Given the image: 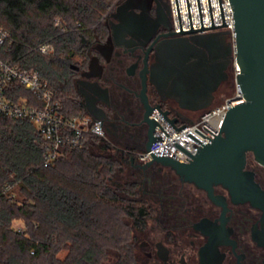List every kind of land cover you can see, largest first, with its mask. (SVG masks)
<instances>
[{"label":"flooded vegetation","instance_id":"flooded-vegetation-1","mask_svg":"<svg viewBox=\"0 0 264 264\" xmlns=\"http://www.w3.org/2000/svg\"><path fill=\"white\" fill-rule=\"evenodd\" d=\"M103 23L105 37L92 45L87 63L73 69L78 99L87 114L91 111L103 122L106 136L131 140L144 149L147 108L142 77H147L149 106L169 111L171 118L179 119L176 125L199 119L214 107L221 89L232 86L229 34L214 30L174 35L167 0H118ZM165 46L179 49L172 56L176 63L163 66L168 86L159 95L149 78L151 72L161 71ZM222 66L224 77L208 103L210 74ZM178 72L190 86L200 85L202 96L196 104L202 108L181 106L173 94ZM131 165L140 182L138 201L147 209L144 225L126 223L118 244L106 248L95 264H264V167L252 154L247 155L244 172L259 191L249 189L247 197L222 185L214 186L210 196L170 168Z\"/></svg>","mask_w":264,"mask_h":264},{"label":"trees","instance_id":"trees-1","mask_svg":"<svg viewBox=\"0 0 264 264\" xmlns=\"http://www.w3.org/2000/svg\"><path fill=\"white\" fill-rule=\"evenodd\" d=\"M116 1L0 0V25L11 36L0 56L47 80L67 117L85 115L73 68L84 66L92 45L105 37L104 16ZM44 44L54 51L42 54L38 48ZM19 93L32 100L29 92ZM41 142L32 121L0 119V264H95L127 230L122 216L135 227L144 225L137 171L124 148L94 136L81 148H63L44 167ZM124 167L135 180L120 181Z\"/></svg>","mask_w":264,"mask_h":264},{"label":"water","instance_id":"water-1","mask_svg":"<svg viewBox=\"0 0 264 264\" xmlns=\"http://www.w3.org/2000/svg\"><path fill=\"white\" fill-rule=\"evenodd\" d=\"M187 1L192 31H182L178 2L176 0L181 26V32L178 33L185 34L227 26L225 24L222 0H220V6L224 26H215L211 0H209L213 27L204 28L201 1L198 0L202 29L194 30L189 0ZM230 2L235 18V60L240 70L235 77V83L245 101L230 108L225 115L217 136L204 127L215 136L214 139L207 137L212 141L211 143L203 144L191 134H188L202 144L201 146L194 144L198 148L195 156L175 143L176 147L192 158L188 163H180L171 157L154 155L150 150L151 145L157 139L162 140L160 137L153 136L156 126L170 138L156 120L149 118L155 110L158 109L159 111H157L177 131L183 129L186 125L177 128L176 123L179 120L177 117L171 118L170 112L163 111L160 106H156V109L149 106L146 94L147 77H142L143 90L141 96L147 108L143 119V122L147 126V138L143 150L149 151L153 157L144 166L159 164L162 167L170 168L182 181L193 183L198 188L206 190L210 196L214 186L222 185L232 193H240L247 197L249 189L253 188L259 191L258 186L252 180V176L244 172L247 155L252 154L255 161L264 167V0H230ZM175 49L179 48L165 46L163 51L161 50L162 53H165L164 57H162L163 65L160 68L163 71H155L154 74L150 73L149 82L155 87L159 95L162 94V88L164 89L168 86L167 83L165 85L163 83V80L167 79L166 76H168L164 73L163 66L164 64L165 66H173L176 63V60L172 58L178 52ZM233 53L232 44L230 43L229 54L231 60L233 59ZM177 63L179 64L180 60ZM224 69L225 67L222 66L218 73H215L214 70L213 72L210 71V79L213 85L207 95L208 103L213 100V93L220 84V79L224 77ZM168 74L172 73L169 71ZM174 83L176 87L173 89V94L178 97L182 107L194 111L202 108L196 104L198 103L199 96H202L198 83H196L195 87L190 86V84H187L186 76L181 72H178L174 76ZM89 114L99 119L91 111H89ZM195 131L205 138L200 132ZM130 163L134 164L133 159L130 160Z\"/></svg>","mask_w":264,"mask_h":264},{"label":"built area","instance_id":"built-area-1","mask_svg":"<svg viewBox=\"0 0 264 264\" xmlns=\"http://www.w3.org/2000/svg\"><path fill=\"white\" fill-rule=\"evenodd\" d=\"M204 28L213 27L209 0H200ZM170 8L171 31L176 36H186L193 33H204L214 30H224L229 34L233 53L232 70L236 77L239 73V67L235 60V18L230 0H222L223 12L226 27L196 31L191 33H178L182 31H192V24L187 0H167ZM193 29H202L198 0H189ZM215 26H224L220 0H211ZM59 21L57 25H59ZM11 41L10 33L0 25V50ZM38 50L42 54H48L54 50L51 44L41 45ZM20 89L29 92L32 100L20 96ZM17 97L18 102L13 100ZM244 97L235 83L234 94L229 96L220 105L207 110L199 119L191 123L177 124V128L183 129L177 131L157 110L149 118L156 120L170 138L158 127L154 129L153 136L157 139L151 145V151L154 155L171 157L180 163H188L192 158L176 147L177 143L193 156L196 155L198 148L203 144L211 143L208 138L214 139L218 135L226 113L235 105L243 103ZM0 119H27L32 121L41 138V147L43 149L44 167L51 166L54 161L63 155V148L77 149L81 148L89 136H94L107 140L104 124L100 119L94 118L89 114L81 116L67 117L64 107L60 100L56 98L54 90L50 87L47 80L34 70L23 69L18 64L5 61L0 56ZM211 131L213 134H211ZM195 130L200 132L197 133ZM191 134L197 140L189 136ZM208 137V138H207ZM126 159H133L138 164L145 165L153 157L146 150H123ZM10 201L13 200L8 196Z\"/></svg>","mask_w":264,"mask_h":264},{"label":"rangeland","instance_id":"rangeland-1","mask_svg":"<svg viewBox=\"0 0 264 264\" xmlns=\"http://www.w3.org/2000/svg\"><path fill=\"white\" fill-rule=\"evenodd\" d=\"M117 1L115 2V4H113V6L111 7V9L114 8V6L116 5ZM229 42L231 43L230 37H229ZM52 52H50L48 54H51ZM80 62H81V60L79 58H75V61H74V64L75 65H80L81 64ZM230 76H231L232 81H233L232 82L233 86H229L228 88L225 87V88L221 89V94L218 95V100H217V102H216V104L214 106H216L217 103L221 102L222 101V98H224L225 96L229 95L232 91H234V89H235V87H234L235 86V76L233 74L232 69L230 71ZM105 141H107L108 143H110L112 147L115 145V146H119V147L124 148V149H127V150H133V149L134 150H140V149H137L138 146L136 145V143L135 142H132L131 140L130 141H127L126 139L120 140V139H117V138H113L112 136H107V140H105ZM120 176L122 178V179H120V181H122V182L132 181V180H135L136 179V178H134L135 175L133 174L132 170L130 168H127V167H124V171H123V173H121ZM137 197L140 198V192H139V195ZM122 220H123V223H125V224L128 223V222L131 223L130 219H128L125 216H122ZM14 226L17 229L23 228V225H22L21 222H16L14 224ZM66 254H67V252L66 251H63V252H61L58 255V257L59 258H64L66 256Z\"/></svg>","mask_w":264,"mask_h":264}]
</instances>
